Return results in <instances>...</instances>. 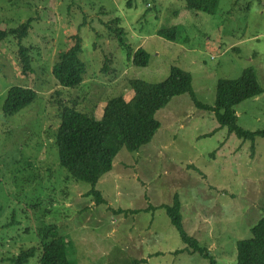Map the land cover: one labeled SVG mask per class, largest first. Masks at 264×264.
<instances>
[{
	"label": "rangeland",
	"instance_id": "obj_1",
	"mask_svg": "<svg viewBox=\"0 0 264 264\" xmlns=\"http://www.w3.org/2000/svg\"><path fill=\"white\" fill-rule=\"evenodd\" d=\"M0 0V29L32 19L29 33L0 42V264L38 250L39 232L56 225L72 264H237V242L264 216V137L242 139L221 127L213 111L189 94L175 96L155 117L160 127L138 151L123 149L96 185L67 179L55 134L63 104L102 116L108 98L132 97L128 80H165L172 66L192 75L196 99L214 106L220 79L252 68L263 93L235 107L237 125L264 129V0H218L215 13L185 0ZM117 18L119 23L114 22ZM115 28L148 64L127 58ZM178 29L176 41L158 35ZM81 38L84 83L63 88L53 75L61 52ZM29 48L23 75L19 49ZM26 86L36 100L3 113L8 90ZM63 102V103H61ZM181 203L186 232L210 257L193 252L165 206Z\"/></svg>",
	"mask_w": 264,
	"mask_h": 264
},
{
	"label": "trees",
	"instance_id": "obj_2",
	"mask_svg": "<svg viewBox=\"0 0 264 264\" xmlns=\"http://www.w3.org/2000/svg\"><path fill=\"white\" fill-rule=\"evenodd\" d=\"M187 8L193 11L215 13L218 0H185ZM131 5V0L128 3ZM114 22L119 23L117 18ZM32 19H28L17 28L0 29V42L8 36L22 39L27 36ZM120 44L127 49V58L135 66H145L149 54L139 48L135 52L126 44L122 28L113 30ZM158 35L176 41L178 29H163ZM75 43L68 50L60 53L58 62L53 67V75L63 88H78L85 80L86 64L80 59L81 38L76 35ZM28 47L19 49L18 57L23 75L32 70ZM132 97L127 99L121 92L108 98L101 118L94 113L85 112L63 104L60 123L55 134L60 165L69 174L67 179L89 183L92 188L88 194L96 197L97 204L104 200L96 190L99 180L113 169L114 161L123 149L134 152L147 144L160 127L156 119L157 111L165 107L175 96L189 94L195 105L201 109L213 111L221 127H227L242 139L264 137V129L250 132L237 125L235 107L241 102L258 97L263 93L252 68L243 70L237 79H220L216 87L214 106H208L196 99L192 86V75L177 66H172L168 77L159 83H149L141 79H130L127 83ZM37 98V92L26 86H13L8 92L3 106V113L10 117L28 107ZM63 103V102H61ZM172 225L177 229L184 243L192 247L193 252L210 257L209 251L198 245L197 240L185 230L181 214V203L175 196L173 205L165 206ZM251 237L237 242V264H264V216L251 228ZM41 239L39 264H72L67 252V242L59 234L56 225H47L39 232ZM36 247L22 250L13 258L15 264H28L37 252Z\"/></svg>",
	"mask_w": 264,
	"mask_h": 264
}]
</instances>
